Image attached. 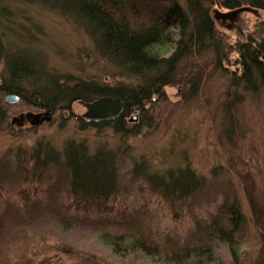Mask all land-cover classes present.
Instances as JSON below:
<instances>
[{
    "label": "rangeland",
    "instance_id": "1",
    "mask_svg": "<svg viewBox=\"0 0 264 264\" xmlns=\"http://www.w3.org/2000/svg\"><path fill=\"white\" fill-rule=\"evenodd\" d=\"M176 1L185 7V0ZM135 2L141 5L142 10H137L141 15L152 14V9L158 12L154 17L168 5L164 0ZM0 5L4 8L0 17V85L6 77L7 54H12L9 59L27 56L70 87L92 82L114 88L135 82L102 58L83 27L68 16L18 0H0ZM242 8L233 14V10L215 5L209 11L216 37L226 52L220 66L210 48L184 56L171 83L146 104V113L133 110L124 117L125 134L110 127H85V108L79 99L68 108L55 105L48 121L31 125L25 115L43 112L42 100L29 96L24 85L15 94L18 100L8 103L5 96L12 92L0 90V193L5 200L3 191H7L10 201L3 210H11L10 222L36 215L30 231L43 240L49 256L59 258L52 264H160L134 253H114L98 236L101 232L117 235L115 226L121 223L167 248L175 247L193 234L196 224L209 222L227 200L238 203L249 224L238 234L239 264L258 261L264 239V89H245L237 81L241 67L233 48L249 36L264 38V11ZM20 116L23 119L12 123ZM69 142L83 145L90 154L100 150L113 153L117 188L104 208L93 211L96 224L84 223L86 217L76 213L82 225L64 229L47 207L56 209L51 190L67 185L66 173L54 164L40 170L33 155L36 147L48 146L60 158ZM137 166L144 174L159 178L168 170L189 169L200 178L201 187L185 200L174 202L153 190L144 174L135 173ZM21 188L32 199L35 190L49 191L48 204L32 215L20 216L22 211L11 195L13 189ZM214 246L220 262L232 264L227 249ZM11 257V252L0 254V264Z\"/></svg>",
    "mask_w": 264,
    "mask_h": 264
},
{
    "label": "trees",
    "instance_id": "2",
    "mask_svg": "<svg viewBox=\"0 0 264 264\" xmlns=\"http://www.w3.org/2000/svg\"><path fill=\"white\" fill-rule=\"evenodd\" d=\"M18 1L42 5L71 18L83 27L98 54L121 74L134 77L135 82L129 86L114 88L92 82H79L70 87L62 84L57 76L42 71L27 56L25 60L9 59L12 54H7L6 77L0 85L1 92L19 94L20 87L25 85L29 88V96L42 100L43 107L46 108H54L55 105L68 108L72 101L78 99L89 102L103 96L120 98L123 101V113L116 119L100 122L81 120L85 127H110L117 134H125L124 117L130 111L146 113V104L171 83L177 65L184 56L210 48L214 50L217 65L220 66L226 52L224 45L222 46L216 37L210 17L209 11L213 6L227 10L250 7L264 11V0H185V7L180 6L176 0H164L168 5L164 6L156 17L154 14L158 12L152 9L154 16L150 13L141 15L137 11L142 10L141 5L135 2L137 0ZM3 10L0 5V17L4 14ZM233 49L239 55L241 67L237 81L241 82L245 89L254 90L259 86L264 89V38L255 40L249 36L246 41L237 42ZM230 51L228 47V53ZM2 122L3 119H0V123ZM33 159L40 170L54 164L66 173L67 185L56 191L51 190L52 196L57 200L56 209L47 207L57 223L64 229L81 224L76 216V213H79L86 217L84 223L96 224V220L92 219L93 211L104 208L117 188L113 153L100 150L90 154L83 145L69 142L61 152L60 158L52 147L38 146L34 150ZM142 170L141 166H137L135 173L144 174ZM144 176L153 190L174 202V199L185 200L201 187L200 178L189 169L168 170L162 178L155 174ZM3 192L5 200H2V192L0 193V254L12 253L11 259L4 262H57L59 258L49 256L47 249H44L43 240L30 231V228L35 226L36 215L10 222L8 217L11 210H3V205L10 202L6 198L8 192ZM12 193L9 195L15 197V203L22 211L20 216L32 215L48 204L46 193L49 191L41 193L35 190V193H40L42 197L38 198L34 193V199L30 198L23 188L13 189ZM117 225V235L101 232L98 236L99 242L114 253H134L143 260L159 261L160 264H223L214 246L219 244L231 255V263L239 264L241 241L238 234L249 224L238 203L235 200H227L209 222L196 224L193 234L175 247L167 248L158 240L145 236L142 231H129L131 229L126 228V224ZM37 242L41 243V246ZM260 243L258 261L249 264H263L264 239Z\"/></svg>",
    "mask_w": 264,
    "mask_h": 264
},
{
    "label": "water",
    "instance_id": "3",
    "mask_svg": "<svg viewBox=\"0 0 264 264\" xmlns=\"http://www.w3.org/2000/svg\"><path fill=\"white\" fill-rule=\"evenodd\" d=\"M243 8L233 10V14L242 11ZM223 18V15H222ZM18 100V96L15 94H7L5 101L8 103H15ZM84 107L86 111L84 117L87 121L100 122L104 120H114L120 116L123 111V105L120 98H113L109 96L99 97L91 102L85 103ZM52 113L51 109L45 110L40 113H27L25 117L31 125H39L43 121H48L49 115ZM23 119V116L14 118L12 123Z\"/></svg>",
    "mask_w": 264,
    "mask_h": 264
},
{
    "label": "flooded vegetation",
    "instance_id": "4",
    "mask_svg": "<svg viewBox=\"0 0 264 264\" xmlns=\"http://www.w3.org/2000/svg\"><path fill=\"white\" fill-rule=\"evenodd\" d=\"M95 100V99H94ZM89 102H91V101H89ZM82 104H83V106H84V104L85 103H88V102H81ZM85 108V107H84ZM48 109H53V108H44V110H43V112L45 111V110H48ZM85 111H86V108H85ZM123 112V111H122ZM84 117V116H83ZM84 119H85V122H90V121H87V119L84 117ZM105 121H107V120H105Z\"/></svg>",
    "mask_w": 264,
    "mask_h": 264
},
{
    "label": "bare ground",
    "instance_id": "5",
    "mask_svg": "<svg viewBox=\"0 0 264 264\" xmlns=\"http://www.w3.org/2000/svg\"><path fill=\"white\" fill-rule=\"evenodd\" d=\"M90 122H92V121H90Z\"/></svg>",
    "mask_w": 264,
    "mask_h": 264
}]
</instances>
